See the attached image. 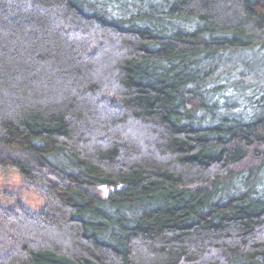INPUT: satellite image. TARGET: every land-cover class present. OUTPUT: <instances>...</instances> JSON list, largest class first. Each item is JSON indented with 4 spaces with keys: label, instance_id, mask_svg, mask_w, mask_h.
I'll use <instances>...</instances> for the list:
<instances>
[{
    "label": "trees",
    "instance_id": "trees-1",
    "mask_svg": "<svg viewBox=\"0 0 264 264\" xmlns=\"http://www.w3.org/2000/svg\"><path fill=\"white\" fill-rule=\"evenodd\" d=\"M261 58L264 0H0V264H264Z\"/></svg>",
    "mask_w": 264,
    "mask_h": 264
},
{
    "label": "rangeland",
    "instance_id": "rangeland-1",
    "mask_svg": "<svg viewBox=\"0 0 264 264\" xmlns=\"http://www.w3.org/2000/svg\"><path fill=\"white\" fill-rule=\"evenodd\" d=\"M259 71L254 77L259 84L264 85V58L259 61ZM250 91H248V94ZM242 101L246 102V98ZM101 194L105 191L100 189ZM45 198L33 188H30L17 168L4 169L0 166V205L4 207H14L23 204L29 209L39 210L44 207Z\"/></svg>",
    "mask_w": 264,
    "mask_h": 264
}]
</instances>
